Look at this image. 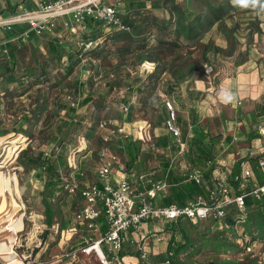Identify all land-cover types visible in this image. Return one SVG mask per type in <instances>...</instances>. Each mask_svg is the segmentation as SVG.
Instances as JSON below:
<instances>
[{
	"label": "rangeland",
	"instance_id": "obj_1",
	"mask_svg": "<svg viewBox=\"0 0 264 264\" xmlns=\"http://www.w3.org/2000/svg\"><path fill=\"white\" fill-rule=\"evenodd\" d=\"M114 1L108 0V2ZM171 2L179 4L182 8L205 11L210 15H214L220 7L226 8L232 4L231 0H171ZM249 11L250 9L240 8L233 10L224 18L219 19L214 28L207 34H203L201 41L192 47H182L179 51H173L165 47L155 48L153 54L159 57L158 61L161 65L165 64L167 70L162 74L152 95H150L151 91L148 89H141V86H148L149 81L148 74L141 70L142 63H144L141 58L148 53H139L137 50L129 53L122 51L121 48L128 46L130 43H133L134 46L135 38L125 36L123 32L119 33L112 30L109 33L110 36H116L117 39L112 40L111 38L106 43L103 38L99 46L85 53V61L76 66L72 73L67 75L59 66L53 67V78L50 82L35 86L27 95L21 98L7 101L3 118L8 126L13 125L15 121H19L26 112L34 114L31 123L24 127L27 133H12L0 137V178L6 191L3 197L0 194V208H2L3 200H5L6 208L2 214H4L6 220H11V224L8 225L9 222L5 221L0 222V226L6 227L8 225L14 228L17 225L16 221L20 220L21 223L16 226L18 229L23 225L24 220V229L21 233H18L17 243L14 245L19 254H22V250L26 249L27 246L30 247V250L34 249L33 252L35 253L42 246L44 247L46 243L49 244V248L57 244L62 236V229L66 230L65 234L63 233L65 237L70 236V217H74L79 209L75 199L79 195L76 194L74 199H70L73 193L68 191L60 193L57 197H48L50 206L46 207L43 196V183L36 178L37 169L18 158L21 150H26L31 154L39 153L42 150L49 151L53 144L52 134L60 120L68 119L71 115L72 111L67 100L68 96L78 99L80 95L83 98L84 96L93 95L89 104L90 109H83L84 111L81 107L78 109L79 113L86 112V121L84 122V129L75 136V143H73L76 148L80 147L78 149L80 151L89 146V149L79 152L77 158L79 166L85 171L84 180L93 182L97 179L101 162L98 137L106 134V131L99 129L89 140L83 137L88 125L93 124L95 114L100 116L99 121L101 119L112 120L113 122L123 121L124 118L130 116L129 114L134 119L147 118L150 120L155 118L160 109L150 105L154 102H149V99L151 100L154 94H157L155 96L157 97L160 96L158 95L160 92H165L174 95L177 100H181L182 94L179 91L182 88L180 86L192 83L191 78L196 75L205 77L202 71L204 63H211L219 69L233 67L239 61L248 59L249 56H252L257 62H259L258 58H261L264 62V41L263 39L255 41L253 37L255 35L253 30L258 18L254 17ZM168 16L172 17L174 21L176 20L179 27L186 25L187 16L183 14H174V16L168 14ZM143 20L141 34H146L150 30L147 23L149 20ZM47 56L45 39L41 41L33 40L27 43L20 53L22 62L28 66L35 65L36 62L44 60ZM58 74H62V76L59 78L57 77ZM172 85L174 89H172ZM22 86L24 87V85ZM182 93L186 94L184 90ZM128 96H131L129 101L130 110L129 114L124 116L121 110V100L125 97L128 99ZM204 97L205 95L202 99ZM147 100L148 103H146ZM155 104L161 105L159 102H155ZM179 107L182 108L181 104H179ZM181 114L185 117L187 113L180 110V116ZM133 129L136 128L132 127V133L134 132ZM166 131L164 130V132ZM142 144L144 150H150L151 144ZM74 145L72 146L74 147ZM173 150L172 148H160L142 154L139 163L140 172L147 173L158 169L159 161L156 155L165 154L170 158L171 153L174 152ZM115 152L118 153L116 150ZM118 154L121 158L120 161L126 162L125 156L120 152ZM222 156L226 155L223 154ZM173 164L182 168L180 161L177 159L174 160ZM14 175L17 184L13 183V187H9V176ZM73 178L77 177L73 176L71 181H73ZM16 204H18V207L15 206ZM7 216H10L11 219ZM58 226L61 228L59 232L56 231ZM160 227L162 230L152 231V229H149L147 242L150 246H154V241L159 242V244L164 242L163 248H165L169 242L171 231H166L163 224ZM209 228H212L211 232L208 231ZM185 229L192 239V245L180 257L188 264H259L258 257L245 253V246L249 242L254 244L256 253H261V259L264 261V229L258 227L253 220H251L250 228L246 233L243 226H240L237 232L225 231L221 224L210 221H200L196 225L188 222L185 224ZM75 236L80 240L79 235ZM159 236L163 237L162 240L157 239ZM40 241L42 245L37 246ZM70 243H68L69 246L65 243L62 253L71 250ZM136 248L135 250H138ZM138 254L140 255L139 250ZM63 257L68 258V256ZM34 258L33 254L32 259ZM47 258L43 254L37 260L46 262ZM140 259L144 262L142 264H151L141 257ZM0 264L5 263L1 261ZM76 264L103 263L93 252L89 261H81ZM118 264L123 263L120 261Z\"/></svg>",
	"mask_w": 264,
	"mask_h": 264
},
{
	"label": "trees",
	"instance_id": "obj_2",
	"mask_svg": "<svg viewBox=\"0 0 264 264\" xmlns=\"http://www.w3.org/2000/svg\"><path fill=\"white\" fill-rule=\"evenodd\" d=\"M55 1L57 0L42 2L53 3ZM39 5L40 3L35 4L34 9H28L24 6L23 0L11 6H3L0 4V17L7 18L26 11H34L39 8ZM235 9H237V7L230 4L226 8L220 7L216 10L214 15H210L205 11H194L189 8H182L179 4H173L171 0H123L119 7L120 14H122L121 16L124 22L131 26V30H112L118 31L119 33L123 32L125 36L135 38V45L133 46V43H130L128 46L121 48L122 51L126 53L135 50L139 51V53L146 52L148 54L143 55L141 60L143 62L144 60H150L158 64L152 72L142 71L148 74L149 81L148 86H141V89H148L151 91L150 95H152L162 74L167 70L165 64L161 65L158 61L159 57L153 54L154 49L165 47L173 51H179L182 47H192L201 41L203 34H207L214 28L219 19L224 18ZM167 12L171 14V16H174V14H183L187 16L186 25L179 27L176 20L174 21L172 17L167 16ZM143 19L149 20L147 23L150 30L146 34H141ZM81 27L82 29L78 32H70L64 28L63 18H58L56 20V25L50 32L45 30L42 34H37L35 31H30L26 36L27 39L24 40V33L30 28L29 22L0 26V137L12 133H27L24 127L31 123L32 117L34 116V114L26 112L19 121H15L13 125L8 126L3 118V113L6 110L5 105L7 106L8 100L21 98L27 95L35 86L50 82L53 78V69L56 66H59L67 75L72 73L76 66L83 62L85 58L84 55L86 52L84 53L83 48L79 45L80 41L100 39L97 45L99 46L103 38L106 43L111 38L112 40L117 39L116 36H110L109 33L112 30L105 28L103 23L99 20L88 18ZM43 39L46 41L48 56L44 60L36 62L33 66L24 65L20 57L22 48L33 40L41 41ZM241 62L242 61H239L235 67L237 68V65ZM61 76L62 74L57 75L59 78ZM22 85H24V87ZM171 87L174 89L173 85ZM92 96L93 95H88L83 98L80 95L78 99L75 98L79 103L78 108L76 109L70 106L72 111L70 117L60 120L56 130L52 134L53 144L48 152H45V150L32 154L26 150H21L19 152L18 158L21 161L37 169L36 178L43 183V196L46 207L50 206L48 197H57L64 191L69 192L67 185L72 184L71 179L73 175L80 181H87L84 180V177L81 176L80 173L76 172V168L70 166V160L68 159L72 150L77 149L76 145L73 144L75 143V136L79 134V132H82V129H84L83 127H85L86 112L79 113L78 109L80 107L82 111H84L83 109H90L89 104L92 100ZM128 97V99L126 97L123 98L121 104H130L129 101L131 100V96ZM173 98H175L174 95ZM146 103H148V100ZM163 104V107H160L155 106V103H150V105H154L156 108L159 107L160 110L155 118L147 120L151 130L149 131L151 136L148 140L149 142L139 139L133 133L128 136L118 133L109 139L105 138L106 134L98 137V146L100 150L104 147H108L117 156H119V152L125 156V172L130 182V176L140 171L139 163L142 154L153 152V149L168 148V146L176 143L172 141L171 137L164 133L166 129L165 121L170 114L164 102ZM129 115L130 116L124 118L123 121L130 122L132 120V115ZM99 117V115L95 114L92 122L93 124L88 125V129L85 130L83 137L89 140L96 130H99L97 128ZM178 124L183 131L182 139L187 144L185 158L189 162V166H198L203 169L204 182L202 184H197L194 181L188 180L187 177L184 174H180L177 169H175L176 171L173 170L175 165L169 157L165 154H157L160 171L150 175V178L155 180L165 179L168 183V186L161 191L160 198L158 200L154 199L157 205L177 204L185 206L198 194L208 196L209 188H212L218 180L213 174L214 167L209 165V161L216 160L219 156L220 135L211 134L201 121V115L194 110L191 111L190 120L183 119L178 111ZM190 133H192L191 136ZM227 139L231 140V138ZM142 143L151 144L150 150H144ZM72 145H74V147ZM86 149H89V146H86L82 151ZM115 150L118 153H116ZM82 151L78 150L77 154ZM81 170L80 167V171ZM238 172V169H236L230 174V182H235L234 174ZM13 183H16L15 175L9 176V187H13ZM237 183L238 182H235L234 185H237ZM145 185L147 187L150 186L148 183H145ZM139 189L143 190L144 187L142 186ZM76 194L81 195V192L77 191ZM246 201L250 216L248 221L240 226H243L245 229L244 232L246 233L250 228L251 220H253L258 227L264 229V204L255 201L251 197H247ZM251 209L253 210L251 211ZM104 211L102 207L101 215L97 221L102 224L104 227L103 230L105 231L107 225ZM237 215V210H230L224 220V223L228 225H223L225 231L231 230L237 232L240 227L236 228ZM204 221L217 223L210 219ZM188 222L193 225L198 223V221L194 222L188 218L171 221H153L152 223L154 225L161 226V224H163L166 231H171V236L166 249L150 258L148 257L147 262L151 264H188L180 257L181 254L192 245V239L185 229V224ZM211 229L212 228H209L208 231L211 232ZM74 249L77 248H73L72 250ZM140 257L142 258L141 254Z\"/></svg>",
	"mask_w": 264,
	"mask_h": 264
},
{
	"label": "built area",
	"instance_id": "obj_3",
	"mask_svg": "<svg viewBox=\"0 0 264 264\" xmlns=\"http://www.w3.org/2000/svg\"><path fill=\"white\" fill-rule=\"evenodd\" d=\"M123 0H115L114 2H106L105 0H57L55 2H41L39 8L34 11H26L21 14L10 16L7 18L0 17V26H8L14 23L29 22L30 28L24 33V40L30 31H35L37 34L50 32L56 25L58 18H63V26L70 32H78L82 29L81 25L89 18L99 20L108 30H125L130 31L131 26L126 24L120 14L119 7ZM100 39L79 42L84 53L95 48L99 44ZM85 61V58L83 59ZM141 66L142 71L152 72L157 65L155 62L144 61ZM203 72L208 82L207 94L215 92V75L216 68L211 63L203 64ZM67 100L70 106L78 108V101L72 96H68ZM164 103L169 110V116L165 121L166 130L174 137L176 144L179 147V154L184 155L187 144L182 139V128L178 124V107L176 100L173 97L165 98ZM121 110L124 116L129 114L130 105L121 104ZM130 122L115 121L101 119L97 128L106 131V139L111 138L115 134H123L128 136L132 134L128 125ZM134 131L137 137L141 140L148 141L150 136V124L145 121L144 124L134 125ZM258 133L264 137V126L258 128ZM80 148V147H79ZM72 150L69 155V164L76 168L81 176H85L84 171H80L78 164L77 151ZM84 149V148H83ZM249 151V148H248ZM100 166L97 172V181L86 182L73 178L72 184H68L69 192L73 194L77 191L81 192V196L85 200V204L76 212L75 219L79 225H87L90 229L96 228L97 219L100 217L103 207L105 210L106 221L108 224L107 231L99 238L88 237L86 244L77 249L68 250L63 253V256H68L73 261L81 260V254L90 255L96 253L103 264L119 263L121 261L120 251L124 244L129 240V234L139 230L143 223L153 222L155 220H179L188 218L194 222L204 220H214L221 226L224 223L230 210L238 211L236 228L246 223L249 219V209L247 205V197H251L255 201L264 204V182H259L254 179V171L250 166H242L241 170L234 174L235 182H226L220 175H215L218 179L212 188H209L208 196L198 194L185 206L177 204L157 205L154 199L158 197L159 192L164 190L168 183L165 179L155 180L147 178V183L150 185L144 186L141 192L137 193V188L133 186L127 178L124 167L120 165L118 156L108 147L102 148L100 152ZM216 160L209 161L210 166H215ZM220 163L225 165L226 160L221 159ZM118 166V167H116ZM256 167L264 172V155L257 158ZM118 174L119 179L115 182L111 181L114 173ZM182 173L188 180L194 181L197 184L204 182V171L200 167H191L183 165ZM76 177L75 175H73ZM148 175H140L141 180H145ZM23 217V214H22ZM10 223V221H9ZM9 231L18 233L14 228L9 227ZM60 231V226L56 228ZM61 232H63L61 230ZM28 238V237H27ZM144 238V236H143ZM163 237H158L162 240ZM17 243V242H16ZM42 242H38L37 246H41ZM141 256L145 261H148V251L142 243H138ZM245 253L251 254L253 257H258L259 264H264L261 259V253H256V248L252 242L245 246ZM19 259L24 260L25 264H44L36 258L32 259L33 251L16 253ZM16 259H14L15 261Z\"/></svg>",
	"mask_w": 264,
	"mask_h": 264
},
{
	"label": "crops",
	"instance_id": "obj_4",
	"mask_svg": "<svg viewBox=\"0 0 264 264\" xmlns=\"http://www.w3.org/2000/svg\"><path fill=\"white\" fill-rule=\"evenodd\" d=\"M42 1L51 0H23V4L28 9H34L35 4H39ZM105 1L107 2L108 0ZM18 2H21V0H1L0 4L3 6H11ZM249 12L252 13L254 17L258 18V22L255 24V29L253 30V33L255 34L253 36L255 41H258L259 39H263L264 41V13L257 15V13L251 9ZM255 60L252 58V56H249L248 59L243 60L239 65H237V68L235 66L219 69L217 68L215 75L216 89L213 94H207L208 82H206V78L204 76L196 75L194 78H191L192 83L180 86L182 88L179 91L182 94L181 100L175 99L179 115L180 110L183 113H187L185 117L181 114L182 118L184 117L183 119L190 120L191 111L194 110L201 115V121L211 134L220 135L219 156L216 159L215 166H213V174L220 175L226 182H230V174L232 172H234L236 169L240 171L244 165L250 166L253 169L254 179L259 182H264V172L258 170L256 167L257 157L264 155V137H261L258 133V128L260 126H264V62L261 60V58H258L259 62ZM183 90L186 92V94L182 93ZM222 90L233 93L235 95V99L229 103L223 102L220 98V93ZM156 95L157 94H154L151 100L149 99V102H159L161 103L160 107H163L165 98L173 97V95H169L165 92H160V94H158L160 96L155 97ZM204 95L205 97L202 99ZM179 104H181V109ZM155 105L159 106L158 104ZM147 120V118H132L130 121L131 124H129L130 130L132 131V127L134 125L137 126L138 124H144V122ZM164 133L171 137L172 141L175 143L174 137L168 131ZM133 134L137 136L135 131ZM191 135L192 133H190V136ZM227 138H231V140H228ZM171 148L174 149V152L171 153L172 155L170 156L172 162L177 159L180 161V165H182V167L183 165H189V162L185 158V154L183 156L179 154V147L176 143L174 145L168 146V148L163 149ZM223 154L226 156H222ZM120 159L121 158L118 156V161L121 162L120 165L124 167L125 171V162L120 161ZM221 159L226 160L225 165L220 163ZM175 169H177V171L179 170L178 172H180V174H183L182 168L175 166L173 170ZM116 171L117 170L115 169L111 177L112 182H115L116 179H119ZM157 171H160V169H154L147 173L137 171L130 176L133 186L137 188V193L141 192L139 188L145 186V183H147L148 180L147 178H149V176L153 175L154 173H158ZM143 174L148 175L145 180L140 179V175ZM95 181H97V179L93 180V182ZM75 196L76 193L72 194L70 199H74ZM160 196L161 192H159L156 200H158ZM75 199L77 201L76 204L80 209L85 204V200L81 197V195ZM100 209H102V207H100ZM4 210L5 208L2 210V212H4ZM2 212L0 213V222H9L6 220ZM105 222L108 229L106 219ZM16 223L19 225L18 223H20V220H17ZM9 224L10 223H8V225ZM8 225H6V227L0 226V262L2 261L5 264H25L24 260L19 259V257H17L18 255L14 253H18L14 245L16 244L18 233H21V231L24 229V220L23 225L20 228L17 229V225L15 226V229L18 231L17 234L9 231L8 228L10 226ZM70 226V236L65 237L63 233L65 234L66 230L62 229V236L60 237L58 243L51 246L50 248L49 244L46 243L44 247L42 246L41 249H38L35 253L33 252L34 257L37 259L40 255L45 254V256L48 257L45 264H76L81 261H89L91 254H81V260L79 261H73L70 258L66 259L63 257L62 253L63 246L65 243L68 245V243L71 242L70 248H78L86 244L85 242L88 237L91 236L93 238H99L107 231V229L104 231V227L98 221L96 228L93 229H90L87 225H79L75 219V216L70 217ZM149 229H152V231L162 230L159 225H154L152 222H145L139 230L133 231L129 234V240L124 244L121 251V262L123 264L144 263L138 254V243H142L144 245L145 249L148 251L149 258L166 249L168 245L163 248L164 242L159 244V242L154 241V246H150L148 244L147 233ZM75 235H79L80 240L77 239ZM12 236L13 240H11ZM69 240L70 242H68ZM135 248L138 250H135ZM33 250L34 249H32V251ZM22 251L29 252L31 250L30 247L27 246V248L23 249ZM139 252L141 254L140 250ZM95 255L97 254L95 253ZM97 258L99 259L98 255ZM14 259L16 260L14 261Z\"/></svg>",
	"mask_w": 264,
	"mask_h": 264
},
{
	"label": "clouds",
	"instance_id": "obj_5",
	"mask_svg": "<svg viewBox=\"0 0 264 264\" xmlns=\"http://www.w3.org/2000/svg\"><path fill=\"white\" fill-rule=\"evenodd\" d=\"M234 7L240 9H251L257 13V15L264 13V0H231ZM220 98L223 102L229 103L235 99V95L230 91L222 90Z\"/></svg>",
	"mask_w": 264,
	"mask_h": 264
},
{
	"label": "bare ground",
	"instance_id": "obj_6",
	"mask_svg": "<svg viewBox=\"0 0 264 264\" xmlns=\"http://www.w3.org/2000/svg\"><path fill=\"white\" fill-rule=\"evenodd\" d=\"M4 192H6L5 191V187H4V185H3V182H2V180H1V178H0V194L1 195H4ZM6 197V196H5ZM5 200H3V204H2V208H0V213L2 212V210L4 209V208H6L5 207ZM8 204V203H7ZM16 207H18V204H16L15 205ZM8 208V207H7ZM8 218H10V216L8 217ZM11 219V218H10ZM11 221V220H10ZM20 223H21V221H20ZM11 224V223H10ZM14 229H15V227H14ZM16 230V229H15ZM11 240H13V236L11 237ZM11 262H14V261H11Z\"/></svg>",
	"mask_w": 264,
	"mask_h": 264
}]
</instances>
